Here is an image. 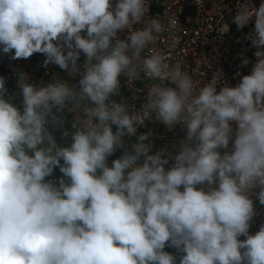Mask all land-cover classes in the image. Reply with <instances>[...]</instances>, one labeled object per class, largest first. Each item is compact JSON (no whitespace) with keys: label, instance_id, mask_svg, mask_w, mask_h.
Wrapping results in <instances>:
<instances>
[{"label":"clouds","instance_id":"9594fccd","mask_svg":"<svg viewBox=\"0 0 264 264\" xmlns=\"http://www.w3.org/2000/svg\"><path fill=\"white\" fill-rule=\"evenodd\" d=\"M170 11L0 0V55L40 54L68 76L37 84L21 70L15 93L0 76V264H264V224L249 231L264 206V0L216 23L221 37L251 25L255 60L240 54L251 70L235 84L171 61L187 29ZM122 81L143 85L139 108ZM148 123L179 126L178 147L156 149Z\"/></svg>","mask_w":264,"mask_h":264},{"label":"built area","instance_id":"2783aa9c","mask_svg":"<svg viewBox=\"0 0 264 264\" xmlns=\"http://www.w3.org/2000/svg\"><path fill=\"white\" fill-rule=\"evenodd\" d=\"M202 3L203 7H199L195 0H150L151 14L162 15L166 7L170 8V14L175 13L179 17L183 28L187 29V34L181 38L179 47L174 48L169 53L171 61H180L185 68L193 73V77L198 83L211 77L213 70L220 68L223 70L225 78L231 84H235L238 78L233 79V76L238 70L243 74H247L251 70V64L248 68H238L240 54L243 53L250 60H255L253 56L254 49L249 47L250 41L244 39L251 25L241 31H237L236 26L231 25L230 32L221 37L215 30L216 23L221 16H224L225 19L230 18V13L235 10L238 0H202ZM254 3L258 4L259 0H254ZM180 9H183V11L180 12ZM163 39L164 37H161L158 47L166 49V45L162 42ZM203 57H205L204 63L200 64V58ZM43 59L42 55L34 54L29 60L10 61L8 57L0 55V76L6 78V86L9 91L12 93L17 91L16 74L21 70L29 75L32 82L37 84L50 82L54 75L62 79H68L67 74L61 71L58 66L49 65L48 69L40 67ZM142 87L143 85L140 84L132 86L131 93L122 81V94L128 98L130 104H135L137 108L142 103L143 94H139V99L134 101L132 100V94L136 93V89ZM116 99H119V97ZM17 102H19V98ZM70 120L71 116H69ZM149 130L154 133L156 149L168 147L171 150L173 144L178 147L179 140L184 135L179 126L174 132H169L163 125H152L151 123H148L147 128H142L139 131ZM57 137L60 138L59 132H57ZM119 154L118 152L116 155ZM54 175L57 177L61 175L58 169ZM256 210L257 215L253 218L249 229L251 234H255L261 224H264V206L256 202ZM165 250L176 253V250L172 248H166Z\"/></svg>","mask_w":264,"mask_h":264},{"label":"rangeland","instance_id":"374dc122","mask_svg":"<svg viewBox=\"0 0 264 264\" xmlns=\"http://www.w3.org/2000/svg\"><path fill=\"white\" fill-rule=\"evenodd\" d=\"M59 139H60V138H58V142H59Z\"/></svg>","mask_w":264,"mask_h":264}]
</instances>
